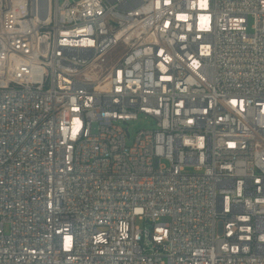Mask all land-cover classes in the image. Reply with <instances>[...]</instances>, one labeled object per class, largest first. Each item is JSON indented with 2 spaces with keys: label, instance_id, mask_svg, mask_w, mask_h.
Masks as SVG:
<instances>
[{
  "label": "built area",
  "instance_id": "built-area-1",
  "mask_svg": "<svg viewBox=\"0 0 264 264\" xmlns=\"http://www.w3.org/2000/svg\"><path fill=\"white\" fill-rule=\"evenodd\" d=\"M0 264H264V0H0Z\"/></svg>",
  "mask_w": 264,
  "mask_h": 264
},
{
  "label": "rangeland",
  "instance_id": "rangeland-1",
  "mask_svg": "<svg viewBox=\"0 0 264 264\" xmlns=\"http://www.w3.org/2000/svg\"><path fill=\"white\" fill-rule=\"evenodd\" d=\"M123 127H127L128 128V132H129V137L126 138V143L128 145H131L134 139V136L136 134V132L140 129H146V128H154V122H152L149 118L147 117H139L135 120H130L128 121V124H124ZM187 170H190L187 168ZM136 223L139 226H143V222L137 220ZM5 230L7 231V226L5 227Z\"/></svg>",
  "mask_w": 264,
  "mask_h": 264
}]
</instances>
